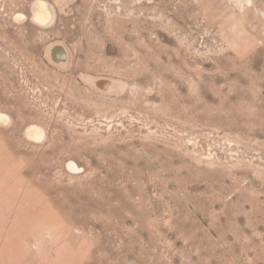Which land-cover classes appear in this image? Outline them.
Returning a JSON list of instances; mask_svg holds the SVG:
<instances>
[{
    "label": "rangeland",
    "instance_id": "rangeland-1",
    "mask_svg": "<svg viewBox=\"0 0 264 264\" xmlns=\"http://www.w3.org/2000/svg\"><path fill=\"white\" fill-rule=\"evenodd\" d=\"M37 1L0 0V264H264V0Z\"/></svg>",
    "mask_w": 264,
    "mask_h": 264
},
{
    "label": "water",
    "instance_id": "water-1",
    "mask_svg": "<svg viewBox=\"0 0 264 264\" xmlns=\"http://www.w3.org/2000/svg\"><path fill=\"white\" fill-rule=\"evenodd\" d=\"M48 49L47 56L52 64L61 68H64L69 64L70 51L62 41L51 43ZM93 83L103 91H110L118 82L114 79L99 78L93 79Z\"/></svg>",
    "mask_w": 264,
    "mask_h": 264
},
{
    "label": "bare ground",
    "instance_id": "bare-ground-1",
    "mask_svg": "<svg viewBox=\"0 0 264 264\" xmlns=\"http://www.w3.org/2000/svg\"><path fill=\"white\" fill-rule=\"evenodd\" d=\"M52 14V9L46 1L38 0L36 2L34 16L37 21L41 23L46 22L52 17ZM17 17L20 18L22 16L18 15ZM8 119L9 117L7 114L0 112V122H6ZM26 134L33 138H41L45 136L43 128L36 124L29 125L26 129Z\"/></svg>",
    "mask_w": 264,
    "mask_h": 264
}]
</instances>
